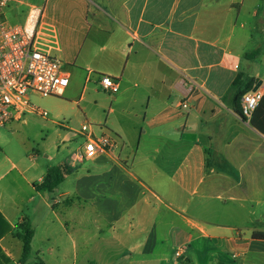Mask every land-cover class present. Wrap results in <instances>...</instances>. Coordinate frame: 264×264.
Segmentation results:
<instances>
[{
    "label": "crops",
    "instance_id": "crops-1",
    "mask_svg": "<svg viewBox=\"0 0 264 264\" xmlns=\"http://www.w3.org/2000/svg\"><path fill=\"white\" fill-rule=\"evenodd\" d=\"M48 1L43 23L52 31V56L71 75L53 100L117 145L86 168L70 167L71 144L47 169L39 156L22 168L0 153V170L11 167L0 174V264H21L23 224L34 231L33 245L25 211L40 197L52 209L47 229L58 218L72 239L73 264H118V255L124 264H264V239L253 237L264 233V134L251 123L264 128V96L247 120L231 91L241 74L264 90V0ZM254 50L259 55L247 59ZM104 75L119 83L118 93L102 89ZM91 93L101 96L95 109ZM52 167L66 168L64 182L37 191ZM70 178L76 187L48 202ZM87 203L97 233L119 250L114 258L81 253L70 214Z\"/></svg>",
    "mask_w": 264,
    "mask_h": 264
},
{
    "label": "rangeland",
    "instance_id": "rangeland-1",
    "mask_svg": "<svg viewBox=\"0 0 264 264\" xmlns=\"http://www.w3.org/2000/svg\"><path fill=\"white\" fill-rule=\"evenodd\" d=\"M24 5L19 3H11L5 9V15L8 21L13 24H20L24 21L25 15L29 5L43 6L45 5L44 15L50 13L52 3L47 0H21ZM46 16L43 17V19ZM103 97L108 94L101 93ZM100 97L90 94L88 101L95 109V104L100 103ZM32 102L40 107L42 110L49 112V117L44 119L37 114H27L25 123L13 122L11 125L6 127H0V153L7 154L13 161L20 163L22 168H27L33 165L31 158L39 156L37 159L39 167L47 169L48 166L57 165L63 156L66 155L67 145L71 144L72 150H76L80 145L83 144L84 138L75 134L71 128L75 130H81L83 124H88L85 119L81 120V123L72 120L71 116H74L73 110H66L53 100V97H44L40 94L33 93L31 95ZM61 112H64L69 117L64 115L59 116ZM93 124H98L104 128L103 123L99 121H92ZM95 131H97V125H93ZM76 135V136H75ZM59 151L62 152L57 159L51 160L50 155L53 156ZM8 164V163H6ZM91 166L92 162H86L83 167ZM82 167V168H83ZM10 165H6L5 169L0 170V174L10 170ZM86 171V170H85ZM17 172H13L15 174ZM86 173V172H85ZM73 179H76L73 177ZM11 175H9L3 182H10ZM2 182V184H3ZM85 185H81V189L88 186L86 180ZM76 184V180L66 182L63 186L58 188L54 194H51L46 200L52 202V197L60 199V195L67 188H71L72 185ZM76 187V185H75ZM88 201L89 198L87 197ZM43 200V199H42ZM38 204L30 205L26 214L31 219V224L36 231V237L32 245V254L27 263L25 264H73L74 262V248L72 239L68 234H65L62 229V224L58 218H53L54 224H51V229H47L48 225L43 221L44 218L48 217V214L52 209L47 208L42 204L41 197L37 200ZM90 202V201H89ZM90 203L86 205L80 204L75 207V211L70 214L71 217H75L77 224L79 225L76 229V239L78 243L82 245L81 253L94 259H102L103 261L109 260L117 256V252L112 245H107V242L102 239L103 234L97 233L96 222L92 218V213L89 210ZM102 228L105 229V225L102 222ZM99 225V224H98ZM50 240V241H48ZM22 248V243L20 244ZM41 252V258L37 255ZM112 252V253H110ZM80 253V255H81ZM21 254V253H20ZM21 255H18L20 257ZM117 260H120L118 264H124L125 260L122 255H118ZM182 260V258H180ZM114 263L111 264H115ZM185 263V262H183ZM10 264H13L10 263ZM95 264V263H94Z\"/></svg>",
    "mask_w": 264,
    "mask_h": 264
},
{
    "label": "built area",
    "instance_id": "built-area-1",
    "mask_svg": "<svg viewBox=\"0 0 264 264\" xmlns=\"http://www.w3.org/2000/svg\"><path fill=\"white\" fill-rule=\"evenodd\" d=\"M11 3L24 5L21 0H0V127L13 122L25 123L27 114L35 113L47 119L48 111L36 106L31 95L62 97L71 81L70 73L52 56V31L43 23L45 5H29L24 21L13 25L5 15ZM100 85L111 94L120 90L119 83L110 76H102ZM263 96L264 90L259 87L242 98L245 119H251ZM182 107L188 108L187 101ZM79 134L84 142L71 156L70 167L111 154L116 148L113 136L97 135L90 123L83 124ZM176 256L185 259L182 249L177 250Z\"/></svg>",
    "mask_w": 264,
    "mask_h": 264
},
{
    "label": "trees",
    "instance_id": "trees-1",
    "mask_svg": "<svg viewBox=\"0 0 264 264\" xmlns=\"http://www.w3.org/2000/svg\"><path fill=\"white\" fill-rule=\"evenodd\" d=\"M260 53V50H254L252 53L246 55L247 59H255ZM256 81L253 78L245 75H239L233 82L231 91L234 94L235 111L242 115L241 111V100L248 93L252 92L255 88ZM254 127H257L263 134L264 128L257 125L254 119L251 120ZM66 178V168L63 167H52L47 171L44 181L36 186V190L39 192H53ZM23 234L20 238L23 241V254L20 263H25L31 255L32 251V240L34 238V231L30 229L26 224L22 225ZM253 237L255 239H264V233L255 232Z\"/></svg>",
    "mask_w": 264,
    "mask_h": 264
},
{
    "label": "water",
    "instance_id": "water-1",
    "mask_svg": "<svg viewBox=\"0 0 264 264\" xmlns=\"http://www.w3.org/2000/svg\"><path fill=\"white\" fill-rule=\"evenodd\" d=\"M259 86H260V85H258V86L254 89V91H256V90L259 88Z\"/></svg>",
    "mask_w": 264,
    "mask_h": 264
}]
</instances>
